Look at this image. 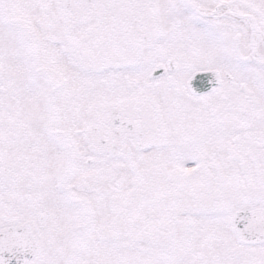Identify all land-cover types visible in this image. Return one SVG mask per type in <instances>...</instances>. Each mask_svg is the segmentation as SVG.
I'll return each mask as SVG.
<instances>
[{"label":"snow or ice","instance_id":"snow-or-ice-1","mask_svg":"<svg viewBox=\"0 0 264 264\" xmlns=\"http://www.w3.org/2000/svg\"><path fill=\"white\" fill-rule=\"evenodd\" d=\"M0 264H264V0H0Z\"/></svg>","mask_w":264,"mask_h":264}]
</instances>
